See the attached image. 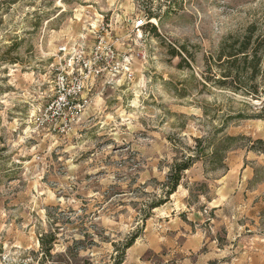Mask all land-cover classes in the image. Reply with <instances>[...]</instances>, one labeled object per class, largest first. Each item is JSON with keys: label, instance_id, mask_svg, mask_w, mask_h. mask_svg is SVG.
Returning a JSON list of instances; mask_svg holds the SVG:
<instances>
[{"label": "rangeland", "instance_id": "obj_1", "mask_svg": "<svg viewBox=\"0 0 264 264\" xmlns=\"http://www.w3.org/2000/svg\"><path fill=\"white\" fill-rule=\"evenodd\" d=\"M250 24L264 0H0V264H61L42 262L50 233L75 264H114L132 238L123 264H264V119H229L253 107L202 77ZM81 44L106 69L55 119L60 49ZM224 134L240 138L210 162Z\"/></svg>", "mask_w": 264, "mask_h": 264}, {"label": "trees", "instance_id": "obj_2", "mask_svg": "<svg viewBox=\"0 0 264 264\" xmlns=\"http://www.w3.org/2000/svg\"><path fill=\"white\" fill-rule=\"evenodd\" d=\"M153 15H150L152 17ZM185 50V48L183 49ZM173 55L181 58V63L185 62L188 67L190 63L177 50H173ZM194 58V57H192ZM207 70L203 72L204 84L209 80L212 84L223 90H229L233 93H240L246 98L244 103L253 107L252 115H246L239 112L236 116L229 115L228 118H247L253 117L264 119V32L259 31L256 24H250L241 34L228 35L224 38L218 49L209 57H206ZM216 66V69L214 68ZM253 100H260V104H254ZM222 131V127L216 130ZM239 136L224 134L218 138L214 135L210 140L213 149L208 155L210 162L221 164L224 160L226 150L232 145V142L238 140ZM198 143L203 140L196 139ZM206 142L209 140L206 139ZM264 145V140H257ZM209 144V145H210ZM251 148H255L252 146ZM202 152H206L205 148ZM207 156V155H206ZM200 159L199 155H191L184 161L174 163L168 174L166 182L168 188L166 193L173 194L181 183L182 175L185 170L190 169L195 160ZM158 205H152L154 208ZM132 238L122 249H119L118 255L114 257V264H123L126 249L134 243ZM57 237L54 234H43L39 237L41 245L42 262L53 261L57 263L75 264L72 257H79V253L73 251L72 246L63 253L53 254ZM60 257L64 260H52L50 258Z\"/></svg>", "mask_w": 264, "mask_h": 264}, {"label": "built area", "instance_id": "obj_3", "mask_svg": "<svg viewBox=\"0 0 264 264\" xmlns=\"http://www.w3.org/2000/svg\"><path fill=\"white\" fill-rule=\"evenodd\" d=\"M143 25V21H138L136 27L140 30ZM84 46L85 44H81L78 48L72 49V51L66 45L60 49V52H63L65 56L71 54V52L73 54L66 62L62 73H59L57 77L58 86L62 89L61 94L57 98V101L62 104V106L58 107L61 112L57 111L58 108L53 109L52 105H49L46 109V112H49L55 119L58 118L60 113H64L68 106L71 107L74 104V108H77L81 106L82 102L86 103V100L80 102V95L85 91L89 82L98 78L106 69L100 65L103 60L101 55L105 47H96V57L91 58L86 56ZM100 53L101 55L99 56ZM107 54L112 60L117 57L116 50L111 46L108 47Z\"/></svg>", "mask_w": 264, "mask_h": 264}]
</instances>
